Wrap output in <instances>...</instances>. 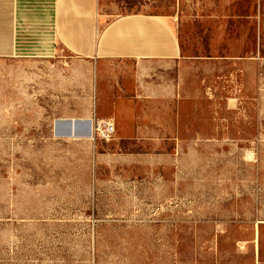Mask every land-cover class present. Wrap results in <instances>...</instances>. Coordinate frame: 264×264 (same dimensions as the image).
Returning a JSON list of instances; mask_svg holds the SVG:
<instances>
[{
    "label": "rangeland",
    "instance_id": "obj_1",
    "mask_svg": "<svg viewBox=\"0 0 264 264\" xmlns=\"http://www.w3.org/2000/svg\"><path fill=\"white\" fill-rule=\"evenodd\" d=\"M111 3L174 15L182 54L158 84L175 135L159 115L116 139L88 60L0 57V264H256L264 0Z\"/></svg>",
    "mask_w": 264,
    "mask_h": 264
},
{
    "label": "crops",
    "instance_id": "obj_2",
    "mask_svg": "<svg viewBox=\"0 0 264 264\" xmlns=\"http://www.w3.org/2000/svg\"><path fill=\"white\" fill-rule=\"evenodd\" d=\"M114 9L109 0H0V57L66 54L88 60L96 71L97 105L112 109L116 139L139 137L137 128L160 116L171 119L166 136L173 137L176 115L165 97L174 95V84L160 93L158 77L172 71L182 54L174 15ZM113 65L122 72L119 91L111 83ZM130 82L137 88L130 89ZM142 137L144 143L152 142L150 134ZM253 240L256 264H264V232L257 231Z\"/></svg>",
    "mask_w": 264,
    "mask_h": 264
},
{
    "label": "built area",
    "instance_id": "obj_3",
    "mask_svg": "<svg viewBox=\"0 0 264 264\" xmlns=\"http://www.w3.org/2000/svg\"><path fill=\"white\" fill-rule=\"evenodd\" d=\"M109 129V128H108ZM107 130V129H106ZM106 130L105 129H103V131H102V135L103 136H109V131H107V135H106Z\"/></svg>",
    "mask_w": 264,
    "mask_h": 264
},
{
    "label": "bare ground",
    "instance_id": "obj_4",
    "mask_svg": "<svg viewBox=\"0 0 264 264\" xmlns=\"http://www.w3.org/2000/svg\"><path fill=\"white\" fill-rule=\"evenodd\" d=\"M74 126H75V129H77V127H78V120L75 122Z\"/></svg>",
    "mask_w": 264,
    "mask_h": 264
}]
</instances>
